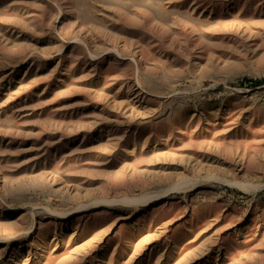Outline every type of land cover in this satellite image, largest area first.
I'll use <instances>...</instances> for the list:
<instances>
[{"label": "rangeland", "instance_id": "obj_1", "mask_svg": "<svg viewBox=\"0 0 264 264\" xmlns=\"http://www.w3.org/2000/svg\"><path fill=\"white\" fill-rule=\"evenodd\" d=\"M0 264H264V0H0Z\"/></svg>", "mask_w": 264, "mask_h": 264}]
</instances>
